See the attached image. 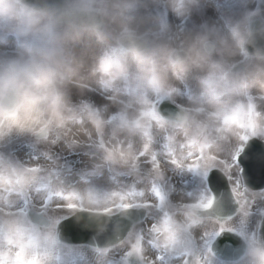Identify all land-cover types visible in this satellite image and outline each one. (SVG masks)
<instances>
[{"label": "clouds", "instance_id": "obj_1", "mask_svg": "<svg viewBox=\"0 0 264 264\" xmlns=\"http://www.w3.org/2000/svg\"><path fill=\"white\" fill-rule=\"evenodd\" d=\"M140 3L53 0L39 6L30 0H0V35L14 36L17 42L14 54L0 56V146L22 137L55 144L72 127L90 125L100 160L84 171L92 182L71 190L84 210L110 208L117 193L102 190L94 178L105 169L138 173L144 160L157 154V137L174 161L178 155L189 168L207 163L222 145L242 136L264 141L261 10L245 11L235 20L181 38L160 20L155 27L137 25ZM153 3L186 17L201 0ZM249 46L256 49L254 55ZM193 70L200 73L197 89L178 111L165 116L158 101L176 103L181 93L174 80L183 82ZM93 84L102 94L111 93L107 99L117 109L114 114L73 100L74 87L83 91ZM151 162L163 181L165 168L155 159ZM45 171L0 160V257L5 252L11 257L2 264H24L18 254L25 261L35 257L31 264H104L93 250L65 245L47 209L26 206L29 194L42 187L48 193L65 190L49 187ZM153 191L163 207L162 189ZM257 199L241 210L239 220L229 216L223 223L215 202L211 207L196 202L173 206L153 230L166 251L191 254L198 230L206 238L226 225L241 239L232 264H264V191ZM253 208L260 213L255 225L250 223Z\"/></svg>", "mask_w": 264, "mask_h": 264}, {"label": "bare ground", "instance_id": "obj_2", "mask_svg": "<svg viewBox=\"0 0 264 264\" xmlns=\"http://www.w3.org/2000/svg\"><path fill=\"white\" fill-rule=\"evenodd\" d=\"M216 1L218 0H206V5L209 9L215 10L214 7H217V4H215ZM222 1L230 2L232 0ZM245 1L253 10L261 8V15L264 16V0ZM187 17H177L171 13H167L164 9L154 4L153 0H141L135 13V23L141 27H155V22L160 20L162 25H170L173 31L180 36L179 28ZM216 18L218 21H221V24L225 23L222 18ZM216 23L218 22L214 21V24ZM5 49L4 46H0V52ZM10 51H15V48L10 49ZM199 75L200 73L197 70H193L187 74L186 81L185 79L183 82L174 80L176 87L180 89L181 93L176 97V103L178 105L188 102V94L193 93L198 87ZM101 93L102 91L93 84L89 88L83 89V91L80 90V94L75 97V93L72 92V97L76 103L82 101L87 102L96 108L105 110L106 114H114L117 111L116 107L107 99V93H103V97H101ZM90 132L91 136L89 135ZM242 138L243 136L240 139ZM33 141V138L22 137L13 140L7 145L0 146V160L18 163L28 168L39 167L45 169L44 175L48 177L45 183L49 187H62L65 190L48 193L47 188L42 187L38 191L30 193L25 203L31 199L32 207L43 209L45 206L51 205V208L47 211L48 215H53L58 210L69 206L81 208V204L77 202V197L72 194L71 190L78 188L81 183L92 182L88 177L84 176V171L91 168L93 164L98 163L100 160V152L93 143V141H97V137L95 132L91 130L90 125L85 124L83 126L77 125L72 127L68 135H62L55 144L38 143L35 145ZM236 147L237 141L233 140L222 145L218 154L214 156L218 157L222 161V164L228 165L225 167L222 165V169L226 173L231 174V185L233 188H237L236 195L240 198L243 207L246 208V202L242 201L244 187L238 185V180L234 176V169L232 166H229L227 158H224L225 155H223L224 153L226 155L229 154V151L233 148L234 151ZM154 149L157 154L155 157L149 156L145 159L138 173L124 174L122 171L117 172L111 169H105L100 177L94 178L95 184L102 190L117 193L113 198L115 203L110 208L119 204L133 203L144 205L150 210H153L154 213L158 212V199L153 189H162L163 186H166L163 192L164 196L171 201L170 211L173 209V206L191 205L193 202L204 206L203 204L206 203L209 194L202 182L201 176L197 175L199 165L195 168H189L186 162L180 159L178 155L174 161L168 155V150L164 147L162 137L155 139ZM5 154H8V158H5ZM228 157H231V154ZM153 159L158 161L166 170V176L163 181L157 179V175L153 170V163L151 162ZM240 181L243 186L241 177ZM42 193L47 194L41 198ZM137 193L141 196H138ZM53 201L56 203H53ZM57 204L63 205V207H57ZM243 207L242 209H244ZM159 219L160 217H151L143 224V235L147 239L153 236V225L157 224ZM253 219L254 217H251V224L253 223ZM257 219L258 217H255V221ZM208 238L203 237L202 231L198 230L196 235L198 256H200L199 246L206 243ZM143 252L146 262L157 264V257L160 254L156 253L148 242L145 243ZM17 258L24 261V264H29L32 260L31 257L25 261L24 257L19 254ZM9 259L11 257L5 252L0 257V264ZM104 264H108V260L104 261Z\"/></svg>", "mask_w": 264, "mask_h": 264}, {"label": "water", "instance_id": "obj_3", "mask_svg": "<svg viewBox=\"0 0 264 264\" xmlns=\"http://www.w3.org/2000/svg\"><path fill=\"white\" fill-rule=\"evenodd\" d=\"M30 2L43 6L45 3H52L53 0H30ZM259 24L258 19L257 26ZM258 47L264 50V40L259 41ZM248 48L255 53V48L252 46ZM159 108L165 116L178 111L177 105L166 98L161 101ZM239 160L244 166L247 184L255 190L263 189L264 167L261 166V161L264 160V142L256 138L252 139ZM207 180L214 193L213 203L215 202L222 209L221 221L226 220L229 216L233 217L237 213L239 205L225 174L220 169H212ZM145 215L146 210L143 208H126L113 215L80 211L60 221L57 224V229L62 236V241L67 244H86L109 248L122 242L132 226L144 219ZM240 244V237L234 232L226 230L215 239L212 250L219 258L233 262L237 257Z\"/></svg>", "mask_w": 264, "mask_h": 264}, {"label": "rangeland", "instance_id": "obj_4", "mask_svg": "<svg viewBox=\"0 0 264 264\" xmlns=\"http://www.w3.org/2000/svg\"><path fill=\"white\" fill-rule=\"evenodd\" d=\"M215 4H217V7H214L215 10H211L209 9V7L206 5V0H204L203 2H201V5L198 9L194 10L192 12L191 15H189L182 23V25L180 26L179 30H180V37L184 38L187 35H192L195 34L196 32L201 31L202 29H204L205 27H210L214 24V21L218 22L221 24V21H218V19L216 17H220L222 18L225 22L226 21H230V20H235L237 18H239V16L244 13L245 11H251L253 9H251L247 2L245 0H232L230 2H224L222 0H218L215 2ZM261 10V8H259ZM257 10V9H256ZM213 11V13H212ZM218 13V15H217ZM0 46H4L6 49L2 50L0 52V56H9L14 54V51H10V49L12 50L13 48H16L17 46V42H16V38L14 36H3L0 35ZM187 75L183 78V80L185 79L186 81ZM72 92H74V97L80 94V89L79 88H73ZM111 93H107L106 96L110 95ZM101 97H103L104 95L101 93L100 94ZM159 103V101H158ZM253 137H258V136H253ZM261 138V137H259ZM34 140V139H33ZM249 140L248 137L243 136L242 139H240V141H237V147L236 149L233 151L230 150L229 154H231V157H228L229 154L226 155V153H224L223 155H225L224 158H227V163L229 164V166H232V168L234 169V176L237 178L238 180V185L241 187L240 184V177H239V172L241 170V166L238 164L236 157L240 155V153L243 150V146L245 144V142ZM34 144H38L40 142H37L36 140L33 141ZM222 151V150H221ZM5 158H8V154H5ZM222 161L219 160L218 157L213 156H209L208 157V162L207 163H203L199 164V171L197 173V175L201 176L202 182L205 186V188L208 191L209 197L206 199V203H204V206H207L210 204L211 200H212V193L207 185L206 182V175L207 172L209 171L210 168L213 167H217V168H221L222 170V165L223 167L228 166L226 164H222ZM226 173V172H225ZM227 176L230 178L229 173H226ZM233 188V187H232ZM166 189V186H163L162 191L164 192V190ZM236 189L237 188H233V190L236 193ZM262 191H252L250 189H246L244 190V195H243V200L244 202H246V208L251 207L253 204V201H257V196L259 193H261ZM138 196H141L139 193H137ZM240 202L241 205V210L243 205L241 204V200L238 197L237 198ZM26 206L28 208H31L32 205V201L31 199L25 203ZM135 206L137 204H133V203H127V204H119L115 207H112L110 209H101V208H89L91 210L94 211H105L107 213H113L116 212L118 210H120L121 208L127 207V206ZM138 206V205H137ZM170 206H171V201H169V199L167 197H165V201H164V205L163 207L159 206L158 212H153V210H150V215L148 217H162L163 216V212L164 211H170ZM51 205L45 206L44 209H50ZM244 208V207H243ZM84 209L83 207L81 208H76L75 206H69L67 208L64 209H60L58 210L55 214H49L47 213L48 217H50L51 219H54L56 222L59 221L60 219L69 216L73 213H75L78 210H82ZM240 210V212H241ZM239 212V214H240ZM239 214L235 217L236 220L239 219ZM259 210L257 208H253V223L251 225H255L256 221H255V217L259 218ZM145 222H141L140 224H138L133 231L131 232V234L129 235V237L126 239L125 242H123L121 245L111 249V250H98V249H94L88 246H71V247H79L81 249H89V250H93L97 253L98 256H102L103 258V262L108 260V264H127L125 257H126V251L133 249L134 247H136L139 251V253H143L144 249H145V243L148 242L150 247L156 252L159 253L160 258L162 260V262L166 259L169 258L172 253L166 251L162 245V243H160V237L158 236L157 232L154 231L153 236L150 239H147V237H145L143 235V224ZM69 246V245H67ZM70 247V246H69ZM70 247V248H71ZM204 258L205 260L210 263L211 258H209V260L207 259V253L204 254ZM32 260L35 259V257L31 258ZM31 260V261H32ZM31 261L29 264H31ZM143 264H153V263H149V262H145ZM197 264V263H196ZM230 264V263H227Z\"/></svg>", "mask_w": 264, "mask_h": 264}, {"label": "flooded vegetation", "instance_id": "obj_5", "mask_svg": "<svg viewBox=\"0 0 264 264\" xmlns=\"http://www.w3.org/2000/svg\"><path fill=\"white\" fill-rule=\"evenodd\" d=\"M196 250V248H195ZM193 251L191 254L187 253V252H182V253H175L174 257L171 258V260L167 263V264H189L190 261H195L197 264L202 263L203 261H198L196 259V251ZM200 250H202L201 252H206L207 253V259L209 260L210 258V254H209V247H203L200 246ZM185 254V256H183V254ZM209 254V255H208ZM181 257V258H180ZM211 262L208 264H225L223 262H221L220 260H218L216 257H214L213 255L211 256ZM128 263H130L128 261Z\"/></svg>", "mask_w": 264, "mask_h": 264}, {"label": "snow or ice", "instance_id": "obj_6", "mask_svg": "<svg viewBox=\"0 0 264 264\" xmlns=\"http://www.w3.org/2000/svg\"><path fill=\"white\" fill-rule=\"evenodd\" d=\"M236 159H237V162H238L239 161V156H237ZM261 166L264 167V160L261 161ZM238 195H239V193H238ZM225 227H226V225H222L221 228H220V232L215 233L214 235H219L220 233H222L225 230Z\"/></svg>", "mask_w": 264, "mask_h": 264}]
</instances>
